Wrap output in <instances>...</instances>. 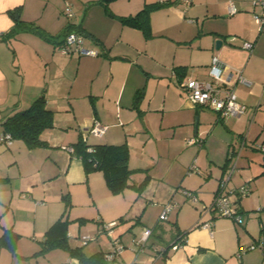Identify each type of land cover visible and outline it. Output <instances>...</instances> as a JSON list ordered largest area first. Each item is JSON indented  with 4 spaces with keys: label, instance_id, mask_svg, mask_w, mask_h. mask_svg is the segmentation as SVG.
Listing matches in <instances>:
<instances>
[{
    "label": "crops",
    "instance_id": "crops-1",
    "mask_svg": "<svg viewBox=\"0 0 264 264\" xmlns=\"http://www.w3.org/2000/svg\"><path fill=\"white\" fill-rule=\"evenodd\" d=\"M70 1L75 16L68 20L63 13L65 0H0V131L8 116L27 108L38 96L43 95L46 106L54 112L53 127L40 135L47 145L30 149L19 139L10 145L1 144L10 153L0 149V180H9L4 174L8 170L4 163H15L20 156L17 164L20 173L24 162L28 166L37 165L38 172L36 177L18 179L7 200L0 202L5 206L0 210V236L3 229L12 228L19 235L16 247L21 251L23 239L28 236L32 235L37 242L43 240L44 232L63 212L65 202L72 201L73 205H93L95 211L94 216H87L84 209L67 207L68 218L73 220L68 226V238L75 234L78 218L92 219L98 233L107 232L104 225L114 223L108 227L111 235L126 243L123 242L120 256L122 263L255 264L258 256L260 264H264V181H261L264 153L258 154L255 170L248 164V168L235 173L237 162L230 163L250 136L264 132V23L258 24L252 17L262 7L253 4V0H168V4L150 12L149 33L144 34L138 28L123 25L116 17L133 15L145 2L153 0H115L109 4L112 15L96 0ZM228 1L235 3L236 13H229ZM16 9L20 19L35 24L45 35L27 29L12 33L15 20L10 11ZM73 26L83 31L84 46L99 50V55L60 51L65 33ZM217 40L221 41L218 48ZM245 42L251 48L243 47ZM213 56L224 64V75L229 70H240L246 81L231 79L237 99L246 107L240 117L222 118L209 108L193 106L182 88V83L191 77L210 80ZM140 89L142 96L135 102ZM94 121L105 130L98 137L89 135L87 142L126 143L129 167L137 170L155 166L150 170L152 179L160 174L156 172L157 165L162 159L160 152L164 151L161 146H152L156 142H164L169 154L178 147H190L192 154L193 146H197L192 162L202 165L207 172L199 177L204 180L199 192L191 190L197 197L198 193L208 195L212 202L220 180L227 181L226 188L249 183L252 194L237 201L242 223L201 215L199 220L210 221L209 226L202 227L195 220L196 215L184 222L176 210L177 235L168 246L157 250L154 241L149 242L154 233L151 228L152 234L141 252L126 251L134 235L126 234L125 229L132 221L149 227V220L137 215L145 207L138 197L152 201L160 190L151 189L153 181H150L152 184L139 195L128 190L113 194L100 171L86 173L82 160L69 149L84 137L82 130L89 129ZM191 137L201 138V145L186 146L185 141ZM182 154L176 153L178 157ZM42 163L45 164L40 166ZM186 163L181 162V167L185 169ZM172 168L170 164L164 178H168ZM206 183H211L208 188L203 185ZM166 191L171 194L169 198L177 195L171 188L163 194ZM172 203L175 206L169 214L181 206ZM83 224L91 223L87 220ZM83 226L80 230H86ZM257 233L255 238L253 234ZM68 243L71 247L79 246L69 239ZM250 243H260L261 250L250 251L247 249ZM241 247L246 252L238 259ZM110 250L111 244L103 235L89 248H82L88 255ZM153 250L158 253L155 259ZM0 264L79 263L60 248L34 256L25 252L13 254L9 248L0 246Z\"/></svg>",
    "mask_w": 264,
    "mask_h": 264
},
{
    "label": "rangeland",
    "instance_id": "rangeland-1",
    "mask_svg": "<svg viewBox=\"0 0 264 264\" xmlns=\"http://www.w3.org/2000/svg\"><path fill=\"white\" fill-rule=\"evenodd\" d=\"M153 1H158V0H153ZM175 1H177V0H175ZM178 1L181 2L182 0H178ZM169 15H172V14L170 13ZM205 110L208 112H211L208 109H205ZM195 117H194V120H196ZM82 132L84 133V136L88 137L90 135L87 133V130H82ZM257 135L259 136L258 139H257ZM257 135L253 136V138H252V136H250L247 139L246 146H244V148H242V151L239 153L240 156L238 158V161H235L237 154L234 155L233 159L231 160V162H230L231 165H234V162L235 163L237 162V165H238V166L236 165V168H234L235 173L239 172L243 168H248L247 167L248 164H250L251 170L256 169L254 165L259 159L258 154H260V153L262 154L264 152L260 151L255 145L256 144H258V145L264 144V132L258 133ZM254 138H256V139L253 140ZM13 140H16V139H13ZM92 140H93L92 138H89V141H92ZM185 145L188 146L189 144L187 145V142L185 141ZM152 146L153 147L155 146L156 148L157 147L159 148L161 146L164 149V151L161 150V152H160L162 159H161L160 163L157 165L158 168L156 166V168H157L156 172H158V174L160 173L162 176H160V174H159V175L153 176V179L149 176L150 172H151L150 170H153V168L155 166H153L152 169H150L148 167H143V168H140L137 170L132 169V172L130 173V176L128 179V183L132 182L136 185L131 186V184H128V186L124 190H128L129 192L133 191V193H137V195H139V192L136 190V187L139 185V182H136V179H140V180L142 179L143 180L146 177V175H148L149 177H148L147 184L144 186L143 190H145L149 186V184H152V183L153 184L151 185V187H152L151 189L157 188L158 190H160V194H157L151 198L152 201L145 200L142 196L138 197V199L145 204V207H144V209L140 208L138 213H137V215H139L140 219L142 216L143 219L146 218L149 220L148 226L150 228H153V230H154V233H153L151 240L149 242L154 241V244H156L160 248H158L157 246H155V247H157V250H160L162 246H168L171 243V241L174 238H176L177 230H176V226L174 223V213L176 210L178 212L177 215L179 213L182 215L181 217L184 219V222H189L194 217V215H196L195 220L197 221V220H199L201 215L202 216L204 215V217L207 218L211 215L213 216V213L212 212H205V207L203 206L206 204V207H208L211 204V201H210V198L208 195L204 196L202 193L201 194L198 193V197L196 196V200L193 201L195 203H193L189 199H187L186 196L182 192L183 190L192 191V192H194L193 190L198 191L202 187V185H200V183L202 181H204V180H202V178L200 180L199 177L202 176V174L205 175V172H207L202 165L198 164L195 161L192 162L193 156H194L195 151H196L195 147H197V146H193L195 150L192 154H190V152H192L193 150L190 147H187L184 149H182L181 147H178L175 149V152H172L171 154H169L165 151V150H167V148H166L164 142L160 143L158 141ZM1 147H3V145H0V149H3L5 151H8L7 153H10L8 149H4L6 146H4V148H1ZM177 152H183L182 156L178 157V155H176ZM236 152H238V150ZM24 156L25 155H22L23 159L25 158ZM20 161H21V156L19 157V161L17 160V162H15V163L14 162L8 163L7 161L4 163L8 169L7 171L6 170L4 171V174H7L9 176V180H7V181L0 180V202H4L5 200H7V198L10 196V191H11L12 187H15V185H17L18 179H23V178H28V177H36V174L38 172V170H37L38 166L35 164H34V166H28V163L25 164V162H24V163H22V165H25V166L20 167L21 168V173H20L19 166H17V164ZM26 162H27V160H26ZM169 162H171L170 163L171 165L173 164V168L168 173V178H164L163 176L166 175L165 172H166L167 168H169V166H170V164H168ZM181 162L182 163L187 162L185 169L181 167V165H180ZM261 163H264V157H261ZM44 164L45 163H42L40 166H42ZM150 164H153V163H150ZM150 181H153V182L149 183ZM261 181H264V179H262ZM210 184L211 183H208V184L206 183L203 185H205L208 188L210 186ZM177 186H179V187L177 188ZM168 188H171V191H177V195L174 197H171L173 199L169 198L171 196V194L169 192L166 191V194H163V192H165V189H168ZM191 189H193V190H191ZM161 190H164V191H161ZM161 192H162L163 196H165L164 200L161 199V198H163V196H161ZM64 194H66V192H64ZM251 194H252V192L249 193V195H251ZM249 195H246V196H249ZM71 202L68 206L69 210L71 207H74V209H81V210L84 209L83 211L87 214V216H94V215H92V214H94V211H95L93 205H80V204H74L73 205ZM172 202H177L178 206L179 205H181V206L177 209H174L168 215L167 219H162V220L159 219V214L163 211L165 205L167 203H172ZM173 204H175V203H173ZM4 208H5V206L0 203V210L1 209L3 210ZM131 215H133V214H131ZM87 220L91 224L85 225L82 222L77 221V224H76L77 226H76V229L74 231L75 234L71 238H68L69 240H71V244L79 243V246H81L82 248L83 247L89 248L90 245H92L93 243H95V241H97L99 236L103 235L105 238H107V240L111 244V248H112V246H113L112 242H111L112 239L110 238L108 233L104 232L102 230L103 228L101 229L103 232L102 231H100L99 233L96 232L94 230V229H96V224H95L96 222H92V219H87ZM233 221L237 225H240V222H236L235 220H233ZM70 224H73V222H70ZM101 224H102V222L99 224L100 227H102V225H104V224H102V225ZM93 225H95V227ZM82 226L86 227V230H80V229H83ZM92 227H94V228L92 229ZM144 228H145V226L142 224V222L132 221V224H130L128 226V228L125 229L126 234H129L131 236L134 235L131 239V242H130L131 245H128L127 248H125V250L128 249V251H132L133 253L134 252L139 253L143 250V249L137 250L138 248L134 244L133 238L134 239L139 238V236L142 233ZM253 236H255V238H257L258 233L256 235L253 234ZM116 237H117V235H116ZM117 239L119 240V237H117ZM23 242H24V248H21V251H19L17 249V247H15L17 255H18V252H25L26 254H31V255L36 256L35 251H37L41 248V244H39V242L32 239V235L28 236L26 239H23ZM123 242L125 243L124 239L122 242H120V240H119V245L124 246ZM86 245H88L89 247ZM244 248L245 247H243V248L241 247L237 251V254H239V256H237L238 259L241 258V255H242L241 253L246 252ZM253 250L256 251V250H261V249H260V246H257L256 248H253L250 251H253ZM145 251H146V249H145ZM145 251L140 254L141 257H142V254L145 253ZM152 254H154V255H152V256H154L153 257L154 259L158 257V255H157L158 253L155 250L152 251ZM37 256H39V255H37ZM136 261H137V257L135 258V262ZM259 261H260V258L257 256L255 258V264H260ZM129 263H132V262H129Z\"/></svg>",
    "mask_w": 264,
    "mask_h": 264
},
{
    "label": "trees",
    "instance_id": "trees-1",
    "mask_svg": "<svg viewBox=\"0 0 264 264\" xmlns=\"http://www.w3.org/2000/svg\"><path fill=\"white\" fill-rule=\"evenodd\" d=\"M113 1L115 0H96L109 15H112L109 10V4ZM168 3V0L162 2H145L143 7L135 14L117 16L116 18L123 25L138 28L144 34H148L150 12ZM10 14L15 20L12 33L27 29L45 35L35 24L20 19L17 9L10 11ZM71 30L79 31L83 35V31L78 26L71 27L66 33ZM141 96L142 90L140 89L136 92L134 101L137 102ZM53 120L54 112L46 106L45 98L41 95L35 98L27 108L16 111L8 116L2 123V131L8 132L13 139L22 140L30 149L45 146L47 145L46 141L40 135L45 129L53 127ZM71 148L73 149L71 153L82 160L86 173L92 170H97L102 173L111 193L120 194L128 186V179L132 169L128 165L129 149L126 143H90L87 142L86 136L85 138H79ZM147 181L148 175L136 187L139 193L143 190ZM68 205L69 202H65L63 212L44 232L43 240L39 241L41 248L35 252V255H42L51 249L60 248L66 250L70 257L76 258L79 264H107L104 260L103 252L97 251L88 255L82 251L81 246L71 247L69 245L67 235L68 226L73 220L68 218ZM76 220L82 223L87 221L84 218H78ZM18 239L19 235L12 228L3 229L0 236V246H5L13 254H17L15 247ZM164 252L165 250H162V253Z\"/></svg>",
    "mask_w": 264,
    "mask_h": 264
},
{
    "label": "built area",
    "instance_id": "built-area-1",
    "mask_svg": "<svg viewBox=\"0 0 264 264\" xmlns=\"http://www.w3.org/2000/svg\"><path fill=\"white\" fill-rule=\"evenodd\" d=\"M253 4H258L262 7L259 13H253L252 17L258 24L264 23V0H253ZM229 13L237 12V6L233 1H228L227 4ZM63 13L68 20L74 19L75 13L70 0H65ZM85 37L78 31L71 30L65 35L64 44L60 47L63 54H79L97 56L100 51L93 48H86L84 46ZM243 47L251 48L250 43H243ZM225 66L217 56H213L210 63L209 75L210 80H200L196 78H188L182 83V88L186 92L189 102L193 106L206 107L216 112L219 117H240L245 112V105L237 99L234 90V84H231V79L236 81L246 82L240 70H229L227 75H224ZM105 127L101 126L97 121H94L87 133L92 136H100L104 132ZM86 136H84L85 138ZM13 141L12 136L5 131L0 132V145H10ZM187 144L201 145L202 139L199 137L189 138ZM260 151L264 152V144L255 145ZM70 152L72 148L70 147ZM240 150L238 151L237 157ZM232 172V170H231ZM230 172V173H231ZM230 176V175H229ZM227 181L222 179L219 181L216 192L214 194L211 204L206 207L205 212H212L214 216L227 217L242 222L243 218L241 210L238 207V198L248 195L252 188L249 183H244L235 188H226ZM183 194L191 202L196 200V195L192 191L183 190ZM175 206L173 203H167L163 211L159 214V219H166L170 210ZM114 223L105 225L106 231L112 239V248L110 251L104 253V260L107 264H134L122 263L120 260L121 252L124 246L119 245V240L114 238L111 233L112 230L108 227ZM198 225L207 227L210 221H198ZM152 234V229L145 227L139 238L134 239L133 242L137 246V250H141L147 243ZM176 246V245H174ZM260 246L256 243H251L247 249H253Z\"/></svg>",
    "mask_w": 264,
    "mask_h": 264
},
{
    "label": "water",
    "instance_id": "water-1",
    "mask_svg": "<svg viewBox=\"0 0 264 264\" xmlns=\"http://www.w3.org/2000/svg\"><path fill=\"white\" fill-rule=\"evenodd\" d=\"M220 44H221V41L220 40H217L216 41V48H218ZM195 121H197V119ZM194 131L195 132L197 131V122H195Z\"/></svg>",
    "mask_w": 264,
    "mask_h": 264
}]
</instances>
